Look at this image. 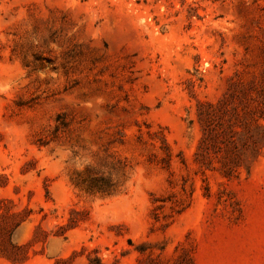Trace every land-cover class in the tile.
Returning <instances> with one entry per match:
<instances>
[{
  "label": "rangeland",
  "instance_id": "obj_1",
  "mask_svg": "<svg viewBox=\"0 0 264 264\" xmlns=\"http://www.w3.org/2000/svg\"><path fill=\"white\" fill-rule=\"evenodd\" d=\"M232 84L264 88V0H0V264H264V154L195 161Z\"/></svg>",
  "mask_w": 264,
  "mask_h": 264
},
{
  "label": "trees",
  "instance_id": "obj_2",
  "mask_svg": "<svg viewBox=\"0 0 264 264\" xmlns=\"http://www.w3.org/2000/svg\"><path fill=\"white\" fill-rule=\"evenodd\" d=\"M197 118L202 138L195 161L203 170L231 180L249 173L264 154V88L232 84L217 104L199 102ZM20 216L0 201V255L9 260L19 250L12 238L24 222Z\"/></svg>",
  "mask_w": 264,
  "mask_h": 264
}]
</instances>
